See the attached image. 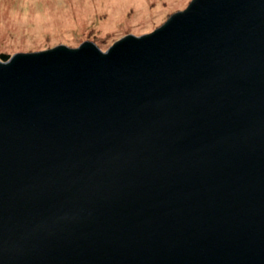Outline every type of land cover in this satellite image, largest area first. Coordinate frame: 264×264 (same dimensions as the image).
<instances>
[{
    "label": "water",
    "instance_id": "1",
    "mask_svg": "<svg viewBox=\"0 0 264 264\" xmlns=\"http://www.w3.org/2000/svg\"><path fill=\"white\" fill-rule=\"evenodd\" d=\"M0 264H264V0L0 54Z\"/></svg>",
    "mask_w": 264,
    "mask_h": 264
},
{
    "label": "rangeland",
    "instance_id": "2",
    "mask_svg": "<svg viewBox=\"0 0 264 264\" xmlns=\"http://www.w3.org/2000/svg\"><path fill=\"white\" fill-rule=\"evenodd\" d=\"M192 0H0V54L78 47L105 51L119 39L148 34Z\"/></svg>",
    "mask_w": 264,
    "mask_h": 264
}]
</instances>
